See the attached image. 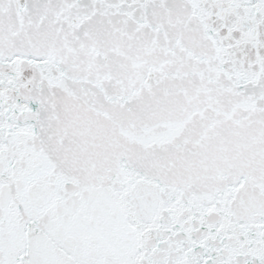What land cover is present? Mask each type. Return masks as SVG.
<instances>
[{"label":"snow or ice","instance_id":"snow-or-ice-1","mask_svg":"<svg viewBox=\"0 0 264 264\" xmlns=\"http://www.w3.org/2000/svg\"><path fill=\"white\" fill-rule=\"evenodd\" d=\"M0 264H264V0H0Z\"/></svg>","mask_w":264,"mask_h":264}]
</instances>
